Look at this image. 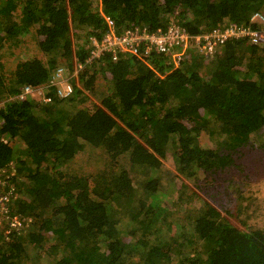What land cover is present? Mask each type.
I'll return each instance as SVG.
<instances>
[{
  "label": "trees",
  "instance_id": "1",
  "mask_svg": "<svg viewBox=\"0 0 264 264\" xmlns=\"http://www.w3.org/2000/svg\"><path fill=\"white\" fill-rule=\"evenodd\" d=\"M262 10L264 0H0V69L30 37L42 56L18 61L11 81L0 75V100L26 86L45 87L52 100L0 109V170L11 174L15 210L32 222L26 235L0 234V264H25L32 249L50 264H264V230L249 220L234 226L207 202L188 208L183 197L177 217L162 182L169 157L176 178L201 184V175L243 173L239 160L264 151V39L233 40L213 61L181 66L158 55L106 56L80 73L68 98L50 86L62 64L72 70L90 58L83 44L74 50L72 28L102 37L110 17L120 31L178 22L198 34L248 25ZM88 96L98 104L86 107ZM88 151L102 167L68 171Z\"/></svg>",
  "mask_w": 264,
  "mask_h": 264
},
{
  "label": "rangeland",
  "instance_id": "2",
  "mask_svg": "<svg viewBox=\"0 0 264 264\" xmlns=\"http://www.w3.org/2000/svg\"><path fill=\"white\" fill-rule=\"evenodd\" d=\"M261 12L264 13V10ZM86 36V31L73 28L71 29V39L73 41L74 50H76L77 47L82 44L87 49L92 47L93 36L88 39ZM35 50L36 41L30 37L26 40L23 47L14 53L15 57L5 59L2 69H0V75L6 80L11 81L13 79V72L18 61H25L33 57H42L41 54H37ZM80 66H82V68H80ZM89 66L92 65L78 63L71 70L68 65L62 64L59 69L62 68L64 71L62 72L60 78H57L56 75V88L61 89L68 84L72 85V82H75V80L77 81L80 73ZM103 85L104 80L100 76L99 80L97 81L96 89L101 91ZM5 90L8 92L10 87L6 85ZM16 95L17 93L15 95H11L9 93L6 97L0 100V105H3L1 108H5V106L10 102V99L13 100V96ZM26 99L27 98L23 99L22 101ZM32 99H34V101H43L42 95L36 93L33 95ZM14 101L15 99L13 102ZM94 104L97 105L98 100L94 99V96H88L86 107L91 108ZM202 146L210 147L214 146V144L209 139L204 138L202 141ZM91 158L94 159L90 161ZM239 161L242 163L241 165L244 166L243 173H240L239 170H236L231 171V173L217 174L207 178L206 176L201 175L199 179L201 184H199L195 182L194 179L189 180L184 176L182 177V175L180 176L182 179L176 178L178 173L174 160L170 157L166 160H163L164 178L162 179V182L166 188V192L168 193V196L165 197L166 199L163 204L170 205V207L175 208L174 211L178 217L183 215L181 213L177 214V209L181 210L179 203L181 197H183L185 201L191 199L190 201L192 203L188 208L197 206L200 207L203 205V203L207 202L220 211L221 214L234 226H237L241 229H246L247 227L242 223V221L249 220L247 222L248 227L264 230V151H249V153H247V157L244 160ZM102 164L103 161L99 162L98 153L88 151L84 153V155L77 157L76 160L68 167V171L90 174L91 172L101 168ZM134 178L136 179L137 175ZM205 184L206 186L208 184L206 189ZM162 193L165 192L161 191V194ZM160 198H163V196L160 195ZM162 200H164V198ZM239 206H242L243 208L239 209ZM246 207L248 208V211L245 213V210L243 209ZM251 215L253 217L248 219V217ZM128 223L129 222L126 221L123 225L126 226ZM27 233L28 231L22 233V235H26ZM30 254L32 259L24 262L25 264H50V260L48 259L49 257L47 255H44L39 259L37 258L39 252L35 249H32L29 252V255Z\"/></svg>",
  "mask_w": 264,
  "mask_h": 264
},
{
  "label": "built area",
  "instance_id": "3",
  "mask_svg": "<svg viewBox=\"0 0 264 264\" xmlns=\"http://www.w3.org/2000/svg\"><path fill=\"white\" fill-rule=\"evenodd\" d=\"M106 22L107 32L102 37L91 38L90 58L86 65H91L106 56L117 62L128 56L158 55L175 66H181L189 57H202L213 61L222 48L233 40L247 39L251 45H259L264 39V31L256 29L264 25L263 12L254 13L248 25L225 23L198 34L190 33L178 22L155 31L136 25L120 31L112 18L106 17ZM63 71L62 68H58L53 72L50 86L56 88V75L60 78ZM56 89L61 98H68L73 92L71 84ZM45 90L46 88L42 86L37 88L26 86L13 100L21 101L36 93L42 95L43 102L49 103L52 100L48 98ZM2 106L0 105V109ZM10 178L8 169L0 170V234H22L29 231L30 220L14 210L16 189L12 186Z\"/></svg>",
  "mask_w": 264,
  "mask_h": 264
},
{
  "label": "flooded vegetation",
  "instance_id": "4",
  "mask_svg": "<svg viewBox=\"0 0 264 264\" xmlns=\"http://www.w3.org/2000/svg\"><path fill=\"white\" fill-rule=\"evenodd\" d=\"M17 199H18V195H16L14 210H15V207H16V201H17ZM15 212L18 213L16 210H15Z\"/></svg>",
  "mask_w": 264,
  "mask_h": 264
},
{
  "label": "clouds",
  "instance_id": "5",
  "mask_svg": "<svg viewBox=\"0 0 264 264\" xmlns=\"http://www.w3.org/2000/svg\"><path fill=\"white\" fill-rule=\"evenodd\" d=\"M19 94H20V93H19ZM19 94H17V95H19ZM17 95H16V96H17ZM32 97H33V96H32ZM32 97H31V96H28V97H26V98H32ZM21 101H22V100H21ZM40 102H43V101H40Z\"/></svg>",
  "mask_w": 264,
  "mask_h": 264
}]
</instances>
